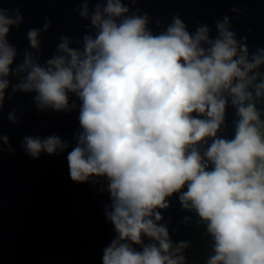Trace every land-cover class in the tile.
Returning a JSON list of instances; mask_svg holds the SVG:
<instances>
[{
	"label": "clouds",
	"instance_id": "1",
	"mask_svg": "<svg viewBox=\"0 0 264 264\" xmlns=\"http://www.w3.org/2000/svg\"><path fill=\"white\" fill-rule=\"evenodd\" d=\"M104 12L107 19L98 5L92 15L99 34L85 36L83 52L63 38L59 50L67 56L49 60L47 68L26 53L17 72L30 71L14 89L38 92L40 107L67 109L69 92L83 102V132L67 160L73 181L109 179L107 217L119 235L105 248L103 264H185L179 253L187 243L173 247L167 228L156 223L162 218L156 209L167 208L165 198L184 186L183 206L209 221L215 237L216 254L208 264H264V121L249 91L254 88L257 99L264 96V74H249L264 64V49L250 62L227 17L217 24L213 41L207 26L190 35L179 18L159 36L146 30L147 16L118 24L114 18L128 12L120 0H108ZM81 15L88 16L86 4ZM21 20L19 9L14 17L0 9V101L16 55L6 36ZM27 35L37 48L38 30ZM225 93L240 117L232 140L217 138ZM207 138L212 143L201 154L199 145ZM25 145L33 157L68 147L55 135L25 137ZM142 234L159 247L149 244L137 252L121 243L142 244Z\"/></svg>",
	"mask_w": 264,
	"mask_h": 264
},
{
	"label": "water",
	"instance_id": "2",
	"mask_svg": "<svg viewBox=\"0 0 264 264\" xmlns=\"http://www.w3.org/2000/svg\"><path fill=\"white\" fill-rule=\"evenodd\" d=\"M107 3L108 0H0V9L13 17L19 9L22 17L18 26H10L6 36L16 55L9 66L6 77L9 83L0 101V264H103L105 248L119 235L107 217L112 211L109 179L92 176L88 181L77 182L70 177L67 156L83 132L79 122L83 102L69 92V107L57 110L40 107L36 91L14 90L30 71L17 72L26 53L47 68L49 60L67 56L59 50L63 38H67L69 48L83 52L85 36L95 39L99 34L91 17L99 5L103 18L107 19L104 12ZM120 3L128 12L115 17L116 22L147 16L145 27L153 36L166 33L179 18L190 35L207 26L209 39L214 41L219 37L217 24L227 17L229 31L234 33L238 44L247 47L250 62L254 55H259L258 50L264 49V0H120ZM85 4L87 17L81 15ZM33 29L38 30L37 48L32 47L27 35ZM256 71L264 74V64L249 74ZM249 91L264 121V96L257 99L254 88ZM225 97V119L217 138L232 140L240 117L232 97L227 93ZM53 135L68 147L58 148L54 154L42 151L38 157L26 150L25 137L44 140ZM211 143L212 139L207 138V143L199 145L201 154ZM186 191L184 186L165 198L168 207L156 209L162 217L156 223L167 228L173 247L182 241L187 243L179 253L185 257V264H208L215 255V237L208 229L209 221L194 208L183 206L180 195ZM141 239L142 244L121 243H130L137 252L149 244L159 247L158 241L144 234Z\"/></svg>",
	"mask_w": 264,
	"mask_h": 264
},
{
	"label": "built area",
	"instance_id": "3",
	"mask_svg": "<svg viewBox=\"0 0 264 264\" xmlns=\"http://www.w3.org/2000/svg\"><path fill=\"white\" fill-rule=\"evenodd\" d=\"M216 254V253H215Z\"/></svg>",
	"mask_w": 264,
	"mask_h": 264
}]
</instances>
